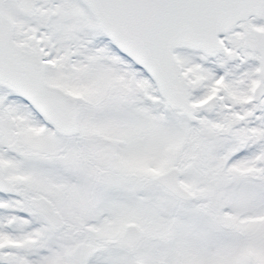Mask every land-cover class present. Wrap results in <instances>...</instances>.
Here are the masks:
<instances>
[{"label":"snow or ice","instance_id":"1","mask_svg":"<svg viewBox=\"0 0 264 264\" xmlns=\"http://www.w3.org/2000/svg\"><path fill=\"white\" fill-rule=\"evenodd\" d=\"M0 264H264V0H0Z\"/></svg>","mask_w":264,"mask_h":264}]
</instances>
